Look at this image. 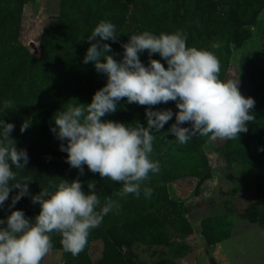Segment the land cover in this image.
Wrapping results in <instances>:
<instances>
[{"label": "rangeland", "instance_id": "374dc122", "mask_svg": "<svg viewBox=\"0 0 264 264\" xmlns=\"http://www.w3.org/2000/svg\"><path fill=\"white\" fill-rule=\"evenodd\" d=\"M107 1L120 18L119 34L124 43L129 35L146 30L156 35L182 30L187 34L188 46L214 52L221 63L219 78L238 76L240 92L254 98L256 103L251 111H255V120L247 122L248 131L236 139L194 136L185 145L191 151L193 166L199 163L195 167L197 173L169 176L160 171L142 184L139 198L133 194L118 198L115 194L122 183L109 178L105 183L106 178L101 179L85 165L83 175L78 170V176H73L84 182V191H88L87 181L95 180L101 201L107 196L119 199L121 207L112 213H122L129 220L120 224L105 219L103 233L107 243L92 239L76 257L53 243L42 264H210L209 258L215 264H264V0ZM106 14L97 7V0H26L19 8L14 38L13 34L9 38L10 30H6L5 36L0 33V42L8 43L6 49L1 48L7 51L0 55V69L6 65L7 55L19 60L22 67L15 72V82L21 88L30 82L33 91V70L50 68L57 46L68 42L61 47H70L72 36H82L73 35L80 28L89 36L101 20L107 19ZM165 21L170 22L172 31ZM214 44L219 47L213 48ZM139 57L145 65L149 63L147 51ZM151 58L161 60L167 67L158 53ZM83 65L78 69L79 77L74 79L76 88H80L78 103L92 100L104 83L98 81L95 86L92 79L105 76L95 70L93 63ZM85 81L92 86H81ZM170 103L176 112L175 102ZM134 104L123 98L117 111L103 119L128 123L130 127L138 121L146 126L147 120L135 115ZM136 105L140 106L137 112L145 116L147 106ZM165 105L153 107L159 110ZM174 122L175 119L168 121L161 131L154 133L153 160H157L156 149L170 153L164 142L166 135L180 145L167 133ZM27 153L26 168L16 172L24 173L38 165L28 149ZM150 185L153 191H161L152 194L157 195V204L149 207L143 188ZM18 191L10 192L0 207V218L6 219L13 210L9 208L11 197ZM35 194L37 191L32 189L26 196ZM26 196L14 209L25 210ZM30 208L29 214L24 213L34 218L39 211L34 203H30Z\"/></svg>", "mask_w": 264, "mask_h": 264}, {"label": "clouds", "instance_id": "9594fccd", "mask_svg": "<svg viewBox=\"0 0 264 264\" xmlns=\"http://www.w3.org/2000/svg\"><path fill=\"white\" fill-rule=\"evenodd\" d=\"M118 36L111 21L101 20L94 27L83 62L93 63L98 73L106 75V83L95 91L90 103L69 104L56 112L51 131L60 141H66L60 144V150L67 153L66 162L80 175L87 165L101 179L122 183L115 194L118 198L129 194L139 198L149 174L161 170L159 161L151 158L154 133L161 131L174 115L175 122L167 133L181 145L197 135L213 140L236 139L248 131L247 122L255 120L250 110L256 102L240 92L238 76L221 80L218 57L207 49L188 46L187 34L182 30L159 35L146 30L129 35L121 45V59L115 58L116 53L107 43L117 42ZM144 51L149 54L147 65L139 57ZM156 53L167 67L161 60L151 58ZM123 98L129 104L147 106L146 126L138 121L130 127L128 123L103 119L117 111ZM170 101L176 104L175 113L171 108L153 107ZM12 108V101L3 102L4 111ZM30 125V119L24 120L21 133ZM14 127L0 120V207L13 189L19 190L11 197L9 208L13 210L6 219L0 218V264H42L53 249L54 233L61 236L63 250L76 257L87 246L90 231L98 228L107 214L119 211V199L107 196L102 202L95 180L87 181L86 192L79 178L61 179L58 185L50 182V187L31 196L32 203L40 205L34 218L14 209L22 197L29 195L28 182L33 180H16L13 168L25 169L29 156L26 149L17 147L11 135ZM143 193L150 198L153 189L145 186Z\"/></svg>", "mask_w": 264, "mask_h": 264}, {"label": "trees", "instance_id": "16d2710c", "mask_svg": "<svg viewBox=\"0 0 264 264\" xmlns=\"http://www.w3.org/2000/svg\"><path fill=\"white\" fill-rule=\"evenodd\" d=\"M25 1L26 0H0V26L4 25V27L0 29V33L4 34V36L6 30H10L11 34L9 38L12 34L14 38L18 28L19 8ZM61 6L64 7V4L62 3ZM97 7L108 12V14H106L108 15L106 20L116 25L119 34L120 18L114 15V10L109 5V2L107 0H97ZM7 13H9V15ZM164 24L172 31L173 28L170 27V22L165 21ZM79 33L82 36H72L70 47L67 46L66 49L61 47L68 42L56 47L55 53L51 57L50 68L47 69L42 67L33 70V91L30 90V82L27 86H23V88L19 87L17 82H15V72L22 67L19 60L13 59L12 56L7 55L4 58L6 65L0 69V120L3 119L5 122L14 124V131L11 135L16 140L17 147L28 149L30 155L35 157L36 161H38V165L32 166L26 172H17V176L19 177H17L16 180L23 181L26 177L32 178L33 180L28 182L29 191L31 192L32 189L36 190L37 194L41 189L50 187V182L58 185L61 179L71 181L75 179L73 176H78V169L71 167L66 162L67 153L60 150V144H66V141H60L51 131V128L55 127L53 118L56 112L66 109L69 104L75 105L78 103L77 97L80 94V88H76L77 84L74 83V79L79 77L77 74L78 69L82 68L84 66L83 64H85L83 62V57L90 43L88 35L85 36L84 34L83 28H80L79 31L73 35ZM107 43L111 44L113 52L116 53L115 58L121 59L123 55V48L121 45L124 43L121 34H119L117 42L107 41ZM7 46V42H0V49H6ZM5 51L7 50L1 49L0 55H3ZM102 80L104 81V83L101 84L102 87L106 83V75L101 76L99 80L93 78L92 83L96 86V83ZM86 85L92 86L87 83V81L81 82V86ZM5 100L12 101L13 108L11 110L4 111L3 102ZM90 102L91 100H87L83 103L87 104ZM139 107L140 106L137 107L136 103L134 104L133 109L136 111L135 115L147 120L146 115L143 116L137 112ZM163 108H171L172 111L174 110L170 102ZM251 112L254 113L255 111L252 110ZM26 119L31 120V125L25 132L21 133L20 126ZM172 119H175V117L173 116ZM164 142L170 149V153L166 155V153L159 152V149L154 151V157L160 162V171L169 176L195 175L197 173L195 167H198L199 163L193 166L192 159L190 158L191 151L186 149V145H176L177 143L170 135H166ZM14 171L18 170L14 169ZM149 175L153 176L155 174L150 173ZM104 182L107 183L108 178H106ZM150 187L152 188L153 186L150 185ZM160 189H154L153 193L158 190V192H160ZM156 196L152 195L150 198L144 199L149 207L157 204ZM26 200L24 211L26 214H29L31 212L30 203H32V200L29 196H26ZM36 207V209L40 211V205L38 203H36ZM6 209H8L7 206ZM0 212H2V209H0ZM105 219L106 222L120 224L129 220L128 217L122 213H109L104 217L103 222ZM103 226L104 223L98 228L92 229L88 241L92 239H101L104 241V244H106L107 240H105ZM60 240L61 236L59 234L54 233L52 235V242L63 248Z\"/></svg>", "mask_w": 264, "mask_h": 264}, {"label": "water", "instance_id": "95a60500", "mask_svg": "<svg viewBox=\"0 0 264 264\" xmlns=\"http://www.w3.org/2000/svg\"><path fill=\"white\" fill-rule=\"evenodd\" d=\"M210 264H215L214 260L212 258H209Z\"/></svg>", "mask_w": 264, "mask_h": 264}]
</instances>
